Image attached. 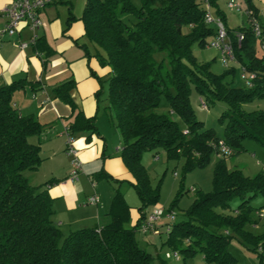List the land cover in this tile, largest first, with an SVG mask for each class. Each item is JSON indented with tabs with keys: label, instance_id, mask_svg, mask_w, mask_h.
I'll list each match as a JSON object with an SVG mask.
<instances>
[{
	"label": "trees",
	"instance_id": "trees-1",
	"mask_svg": "<svg viewBox=\"0 0 264 264\" xmlns=\"http://www.w3.org/2000/svg\"><path fill=\"white\" fill-rule=\"evenodd\" d=\"M244 1L250 9L257 10L251 0ZM209 2L214 15L226 27L217 0ZM126 16L135 22L126 24ZM203 16L198 0H139V7L130 0H86L79 18L84 29L85 43L80 45L84 57L95 58L101 67L109 69L106 80L90 71L99 85L94 96L98 104L103 84L108 82V119L119 130L123 141L120 158L142 202L140 217L131 229L125 227L129 208L115 190L107 225L63 235L53 220L48 183L34 187L25 177L41 163L40 145L32 139L38 138L44 128L36 118L20 114L12 104L13 93L27 83L21 79L0 87V264H152L153 259L135 240L137 226L146 216L144 211L158 198L142 166V154L183 156L186 169L201 167L221 139L196 119L190 105L192 90L207 104L218 101L225 105L218 120L226 145L241 151L243 141L250 139L264 148V112L242 109V105L264 98V55L256 56L250 28H226L237 63L257 77L251 89L229 88L223 82L224 75L211 74L192 54L194 44L201 47L215 35V29L205 24ZM74 20L69 13L66 25ZM232 31L243 35L240 45ZM33 49L44 67L54 56L42 37H37ZM74 85L72 80L64 82L52 94L70 109L72 120L67 128L75 140L80 132L96 134L97 130L96 118L84 117L74 105L70 97ZM162 99L167 102L168 114L159 112ZM172 114L182 127L172 120ZM184 130L187 134H183ZM257 196L264 198V171L248 177L239 170H228L219 160L214 169L213 192H197L184 220L176 222L172 218L166 222L167 244L184 257L192 256L197 249L207 261L233 264L227 250L229 240L220 232L229 230L251 243L257 264H264V252L256 249L264 247V234L252 236L245 232L247 225L257 224V214L264 208L252 206ZM234 200L239 203L230 210ZM216 209L231 211L232 215L216 214Z\"/></svg>",
	"mask_w": 264,
	"mask_h": 264
},
{
	"label": "crops",
	"instance_id": "crops-1",
	"mask_svg": "<svg viewBox=\"0 0 264 264\" xmlns=\"http://www.w3.org/2000/svg\"><path fill=\"white\" fill-rule=\"evenodd\" d=\"M11 1L0 0V34L4 27L1 10ZM71 1L52 0L39 14L42 26L36 35L44 38L54 51L45 67L29 43L31 33L27 29L13 38L0 35V87L25 80L27 85L13 93L12 104L20 114L33 116L44 126L40 136L32 139L33 143L40 145L41 163L35 171L26 172L25 177L34 187L48 183L52 206L60 203L58 207L55 205L56 210L53 207L54 216L56 212H62L58 214V220L54 216L53 220L59 229L69 232L105 226L110 222L108 213L115 190L123 183L134 184L119 156L122 150L119 130L109 119L107 128L102 125L104 131H100L101 127L96 124V134L85 131L76 135L74 147L81 162V172L77 180H68L71 159L65 154L64 131L72 120L71 112L68 106L54 99L52 90L64 82L74 81V88L70 91L74 105L84 117L97 119L98 104L94 95L99 85L90 71L100 78L109 72L108 67H99L95 58L84 57L78 45V40L84 35L83 24L79 20L81 15L78 17L71 13ZM69 13L75 20L66 25ZM21 44L27 46L21 48ZM92 195L99 198L95 206L86 204ZM123 198L129 208V221L134 222V226L140 213L131 209L126 195ZM147 210L150 212L152 209ZM147 210L144 211L146 215L149 213ZM158 226H163L161 220L155 227Z\"/></svg>",
	"mask_w": 264,
	"mask_h": 264
},
{
	"label": "rangeland",
	"instance_id": "rangeland-1",
	"mask_svg": "<svg viewBox=\"0 0 264 264\" xmlns=\"http://www.w3.org/2000/svg\"><path fill=\"white\" fill-rule=\"evenodd\" d=\"M130 1L133 6L139 7V0ZM238 1L242 4L243 9L252 10L256 14L258 19L261 22H264V0H251V5H253L257 9L255 11L253 9H250L244 0ZM85 2L86 0H72L71 13L74 16L79 17L82 13ZM217 2L219 8L222 10L225 16L226 27L231 30L249 27L244 11L238 13L229 10L226 7L227 0H217ZM124 21L129 25L135 22V20L131 16H126L124 18ZM187 31V29L184 30V32ZM232 32L235 39L237 40L236 35L241 34V32ZM210 41L211 39L207 38L204 42H202L203 44L201 47L198 46L197 43L191 47L192 54L195 60L199 65H206L208 67V71L211 74L217 76L224 75L223 82L228 83L229 85H227L229 88L232 87L236 90H244L245 88L239 77L240 68L237 61L236 64H231L227 68L222 66L219 61V52L216 49L209 47ZM83 43H85L84 37L78 40V45H81ZM253 48L256 52V56L261 58L262 53L258 49L256 42L253 45ZM99 67L101 66L99 65ZM232 70L233 73H229ZM101 78L103 80H106L108 78V73ZM107 87L108 82H105L103 84V94L99 99L97 108L98 110H96L97 119L95 125L98 124V127H101L100 131L104 129L102 128V125L107 128L109 122V117L107 115L108 110L106 109L108 107V104L106 102ZM200 101L206 104V110L201 109ZM190 105L192 110L194 111L196 119L204 124V128L213 129L218 137L221 138L219 140H223L222 125L220 124L218 118L226 109L225 105L222 102L218 101L207 104L205 99L199 97L195 90L191 91ZM242 109L246 112H264V98L256 99L251 103L244 104L242 105ZM159 112L168 114L167 102L164 99L161 100ZM171 118L172 120L177 122L180 127H182L178 117L172 114ZM120 144L121 147H123V141L121 138ZM242 146L243 149L241 151H237L236 149L228 146L231 150V154L227 157L221 156L216 150H214L209 156L206 165L201 167L194 166L190 169H186V159L183 156H181L180 158H169L165 153L160 152L156 155V158L152 152H145L142 154L141 163L148 174L150 186L158 193V198L151 206V209L161 211L160 220L163 226L155 227L156 231H158L156 235H153L150 232L143 234L139 231L138 228L141 225V222L139 223L135 231V240L137 242V245L153 259L152 264H217L215 261H207L204 258L203 253L197 249H195L196 251L192 256L187 257L181 256L178 252L173 251V248L167 244L169 235L167 233V226L164 223L170 221L168 218L169 215H171L173 217V220H175L176 222L184 220L188 212L191 210L195 200L197 199V192H200L202 194L213 192L214 169L216 163L219 162V160L225 162L228 170H239L248 177H254L261 171H264V148H262V146L257 141L250 139L243 141ZM120 155L121 152L119 156ZM117 189L123 197L124 195H126L127 203L128 205H130L132 210L137 211L141 208L142 202L138 198L136 191L132 186L123 183L120 188ZM180 192L181 194H179ZM238 203L239 202L237 200L232 201L230 203V210L234 209ZM55 205H57L58 207L60 203H57ZM55 205L53 206L54 209ZM261 205H264V198H262L261 196H257V198L252 201V206L259 207ZM214 212L216 214L223 213L224 215H232L231 211L227 210H218ZM61 213V211L56 212L54 217L58 220V214ZM133 224L134 222H131L130 220L125 223V227L131 229L133 227ZM60 231H62L63 235L65 236L70 233L69 230H62L61 228ZM71 231H75V229H72ZM220 232L223 235L227 236L229 240L227 250L233 257V264H257V257L251 243L246 241L243 237L236 234L235 232L229 230H221ZM245 232L249 233L252 236L264 234V218H259L257 224L255 225H247L245 227ZM256 249L259 252H264V247L260 246L256 247ZM174 254L177 255L175 258L173 256Z\"/></svg>",
	"mask_w": 264,
	"mask_h": 264
},
{
	"label": "built area",
	"instance_id": "built-area-1",
	"mask_svg": "<svg viewBox=\"0 0 264 264\" xmlns=\"http://www.w3.org/2000/svg\"><path fill=\"white\" fill-rule=\"evenodd\" d=\"M202 5L204 10V22L207 25L212 26L215 29V35L211 37L209 42V47L214 48L219 52V61L225 68L229 67L231 64H236V59L233 52L232 44L229 40L226 27L223 22L214 15L213 9L210 5L209 0H198ZM52 3V0H12L1 10L2 18L4 19V27L1 32V36H6L8 38H13L19 35L20 31L27 29L31 33L29 43L34 46L37 39L36 31L42 26L39 14ZM226 7L229 10L235 12L244 11L247 17L248 28H250L253 38L257 43L258 49L264 55V22H261L256 14L252 10L243 9L242 4L238 0H227ZM237 43L243 39L242 34H237ZM26 44H21V48H25ZM239 77L245 89H251L253 87L254 81L257 79L256 74L247 71L244 67L239 65ZM201 109L206 110V104L200 101ZM66 137V147L65 154L70 157V172L68 174L69 181L77 180L79 173L81 172V162L77 155V150L74 147V139L68 134V128L66 127L64 131ZM183 134H187L184 130ZM214 150H216L221 156L227 157L231 154L229 147L223 142V140H218L214 144ZM99 202L97 195H92L87 198V205H96ZM161 211L151 210L146 216L144 221L138 227L139 231L143 234L151 233L157 234L155 225L160 220ZM259 218H264V208L258 212ZM169 219L173 217L168 216ZM174 258L177 256L173 255Z\"/></svg>",
	"mask_w": 264,
	"mask_h": 264
}]
</instances>
